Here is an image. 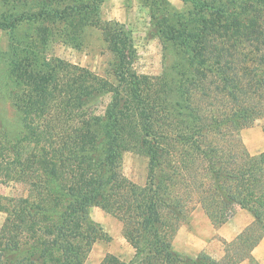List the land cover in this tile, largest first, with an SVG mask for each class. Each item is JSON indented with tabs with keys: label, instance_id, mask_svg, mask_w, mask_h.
<instances>
[{
	"label": "trees",
	"instance_id": "trees-1",
	"mask_svg": "<svg viewBox=\"0 0 264 264\" xmlns=\"http://www.w3.org/2000/svg\"><path fill=\"white\" fill-rule=\"evenodd\" d=\"M182 1L195 10L191 19L196 28L193 37H220L219 46L211 42L209 47H197L204 51L198 54L199 66L209 64L202 67L204 72L193 71L203 81L210 75L217 76L218 82L205 84L194 78L187 84L172 80L176 82L175 90L172 82L140 75L134 65L137 51L133 38L118 23L102 27L118 59L116 84L84 69L42 61L35 56L36 45L27 47L31 56L21 57L14 65L21 91L16 106L24 117V139L33 142L34 149L28 157H22V143L18 147L4 143L0 134V177L4 182L28 178L25 170L36 166L30 173L37 177L43 171L47 181L36 182L40 185H33L28 198L0 207L8 215L0 234V264H84L92 245L99 240L83 203L86 195L93 200L87 206L128 213L119 217L124 222L125 237L136 249L135 259L128 263L107 255L101 264H241L246 260L258 264L253 251L264 238V152L251 155L238 133L255 124L256 111L261 112L259 115L264 112V0ZM69 9L60 19L78 34L79 26L73 24L87 22L82 13L91 15L92 11L83 10L89 9L87 6ZM99 10V6L94 8L95 12ZM26 19L20 16L10 23L0 22V29L17 26ZM163 31L187 55L193 57V52L194 58L197 56L185 28L167 25ZM195 90L203 101L213 97L214 104L198 105L191 97ZM102 93L112 94V106L104 120L110 148L105 160L98 161L91 157L98 147L94 145L93 130L68 132L65 127L51 126V120H47L56 112L55 104L77 108L84 99ZM177 114L191 121H179L178 128L172 127ZM59 139L62 144L55 147ZM42 141L47 147H40ZM167 148L176 165L170 179L157 181L159 191L188 184L187 176L197 181L207 175L215 184L214 190L204 189L198 181L194 190L200 185L201 203L214 227L227 223L228 209L234 204L253 216V222L241 234L224 242L222 261L206 254L186 258L173 250V235L167 231L173 225L171 220L165 223L163 212L167 209L177 220L182 212H176V206L164 208V201L152 195ZM125 152L146 157L149 165L148 185L128 189L131 202L122 201L123 194L116 197L110 189L120 177L113 165ZM77 159L83 164L76 169L70 166L68 171L64 162ZM179 226L174 225V230ZM142 237L145 249L140 248Z\"/></svg>",
	"mask_w": 264,
	"mask_h": 264
},
{
	"label": "rangeland",
	"instance_id": "rangeland-1",
	"mask_svg": "<svg viewBox=\"0 0 264 264\" xmlns=\"http://www.w3.org/2000/svg\"><path fill=\"white\" fill-rule=\"evenodd\" d=\"M70 6L76 9L87 6L89 9L83 10L92 11L91 15L88 12L82 13L83 18L88 19L87 22L82 20L73 24L79 26L80 33L78 34L73 33L72 26H68L65 20L60 19V15L66 11L70 12ZM96 6L100 7L98 12L94 11ZM194 13L195 10L184 4L182 0H0V22L10 23L14 19H19L20 16L27 18L17 26L0 29V134L3 142L14 147L16 145L18 147V144L22 143V157H28L34 149V143L24 139V117L16 106V96L21 91H19L20 86L13 71L14 65L21 57L31 56L32 52L27 48L28 46L36 45L35 56H38L42 61L48 59L62 67L68 65L84 69L102 80L116 84L118 82L115 72L118 69V59L106 42L102 34V27L118 23L123 25L133 38L137 51L134 65L140 75L148 76L158 82L167 80L171 83L174 80L177 83L185 81L188 84L191 79L200 78L194 74V69L204 72L202 67L209 64V62H203L199 66L198 54L204 51L197 47H209L211 42L218 46L220 44L219 36L203 37L202 34L199 35L196 32L198 37H193L192 34L196 31L191 21ZM31 17L34 19L28 20ZM167 25L172 27L177 25V27L186 29L185 36L193 41V46L197 51L195 58L193 52V57H191L181 47L174 45L173 41L168 40L170 36H166L163 31ZM222 39L224 40V36ZM214 61L216 60L214 59ZM179 72L180 75H178ZM181 73H184L185 76L183 77ZM202 81L200 78L199 83ZM213 81L218 82L219 78L209 75V79L203 82L206 84ZM172 83L177 90L176 82ZM189 88L191 87L189 86ZM214 89L211 88V90ZM195 91L197 92L193 91L191 97H194V101L198 105L214 104L213 97H205L203 101L201 93L198 90ZM179 103L186 105L185 101H179ZM111 104L112 94L110 93H102L90 99H84L81 106L77 108L67 109L62 105L55 104L56 112L48 118L47 123L51 120V126L65 127L68 132L74 130L79 134L87 132L88 129L93 130L92 137L96 138L94 145L98 147L92 154L90 153L91 157L98 161L105 160L108 156L110 140L105 135L104 120L107 119ZM215 108L218 109V106ZM256 112L258 115L255 118V124L238 133L251 155L264 152V112L260 115V111ZM179 121L190 122L191 120L177 114L172 127L178 128ZM170 122L171 120L168 121V123ZM97 125L100 127H96ZM58 143L62 144V140H57L55 147L60 146ZM42 146L47 147V143L42 141L40 147ZM169 150L167 148L162 156L163 165L161 169L157 170L152 195L164 201V208L176 206V212H182L180 220H177L172 213L168 214L167 209L163 212L165 213V223L169 224V220L172 222L171 229L174 230V225L180 224L174 232L170 228L167 230L169 234L173 235V250L186 258H196L200 254H206L216 261H222L226 250L225 240L218 234L219 227H214L206 215L199 192L201 191L200 185L204 189L213 191L215 184L207 175L200 176L197 180L200 183L199 188L194 190V187L198 186L197 181L187 176L188 184L184 186L178 184L167 191L164 189L159 191L157 181L170 179L171 175L169 174L175 170V158ZM80 163L82 162L77 159L76 162H64V165L70 171V166L76 169ZM113 166L115 167H113L114 171L120 177L119 181L117 180L110 189L116 197L123 194L122 201H133L132 195H127L128 189L131 186L144 188L149 183L148 159L132 152H125ZM110 167L108 166V168ZM33 169L25 170L28 178H17L13 181L9 179L4 182L0 177V207H5L10 202L15 203L14 201L18 199L28 198L33 185H40V182H36L47 181L43 171H40L37 177L33 176L30 173ZM23 180L25 182H22ZM42 186L47 187L46 184H42ZM177 192L179 194L176 196ZM84 200L82 201L87 207L89 220L98 231L95 236L99 238L92 245L84 264H101L107 255H114L127 263L134 260L136 249L125 237L124 222L119 217L124 214L128 216V213L113 208L111 212H107L94 204L87 206L88 202H93L91 196L86 195ZM181 200H183L182 205ZM127 205L129 206V204ZM238 211V205H231L227 213L228 219L236 217ZM7 218V213L0 210V234ZM140 248H146L143 237Z\"/></svg>",
	"mask_w": 264,
	"mask_h": 264
},
{
	"label": "crops",
	"instance_id": "crops-1",
	"mask_svg": "<svg viewBox=\"0 0 264 264\" xmlns=\"http://www.w3.org/2000/svg\"><path fill=\"white\" fill-rule=\"evenodd\" d=\"M245 143V142H244ZM237 216L233 219H228L227 223L219 227L218 234L227 242L233 241L242 231L253 222V216L241 209L236 212ZM244 214V215H242ZM241 217H244L243 220ZM253 257L258 264H264V238L258 247L253 251ZM241 264H252L249 260L242 262Z\"/></svg>",
	"mask_w": 264,
	"mask_h": 264
}]
</instances>
